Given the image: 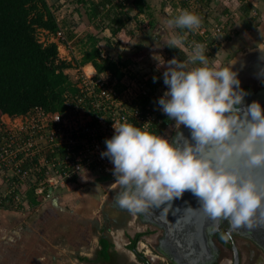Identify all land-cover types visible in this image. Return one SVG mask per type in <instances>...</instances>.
I'll use <instances>...</instances> for the list:
<instances>
[{"label":"clouds","instance_id":"obj_1","mask_svg":"<svg viewBox=\"0 0 264 264\" xmlns=\"http://www.w3.org/2000/svg\"><path fill=\"white\" fill-rule=\"evenodd\" d=\"M167 24L195 32L202 20L180 10ZM162 42L184 49L181 35ZM206 50L193 42L187 62L167 61V90L157 101L176 127L189 130L190 138L177 144L120 123L104 141L101 157L113 164L114 184L121 189L115 201L122 209L140 213L159 208L187 191L211 220L251 229L264 224V108L257 101L244 106L246 93L237 73L230 66H209Z\"/></svg>","mask_w":264,"mask_h":264},{"label":"built area","instance_id":"obj_2","mask_svg":"<svg viewBox=\"0 0 264 264\" xmlns=\"http://www.w3.org/2000/svg\"><path fill=\"white\" fill-rule=\"evenodd\" d=\"M161 2L169 18L178 15L180 10H188L202 20L195 32L178 28L175 33L184 36V49H178L184 62L195 42L207 46L205 54L210 65L223 39L233 34L230 24L235 11L248 7L246 22L259 16L250 0ZM117 4L119 9L115 12L127 15L133 10L130 0H118ZM109 8L105 6L106 10ZM54 39H62L61 33L57 32ZM110 39L113 44L119 42L117 36ZM136 68L121 70L119 79L108 72L79 71L72 81L75 92L59 113L34 108L23 116L1 115L0 203L5 200L13 210L28 212L49 200L57 188L77 184L84 173L114 183L113 164L107 157H101V152L106 150L104 141L114 135L113 125L132 123L150 131L160 116H166L157 103L167 90L162 76ZM153 77H156L155 82ZM28 190L36 201L33 206L27 201Z\"/></svg>","mask_w":264,"mask_h":264},{"label":"crops","instance_id":"obj_3","mask_svg":"<svg viewBox=\"0 0 264 264\" xmlns=\"http://www.w3.org/2000/svg\"><path fill=\"white\" fill-rule=\"evenodd\" d=\"M97 1H109V4L116 5L118 0H45L62 30L64 39L61 44L67 48L70 42L71 51L75 52L74 55L77 51L80 53L79 58L75 57L76 62L80 60L82 52L85 51L83 47L80 48V44L88 48L92 42H95L100 56L118 62L120 70L133 67V64L126 65L129 63L125 60L129 61L137 52L145 53L148 47L152 49H149L146 55L157 52L156 49L162 47L157 44L167 37L166 32L172 28L167 24L170 18L162 15L163 4L160 0H143V3L154 14V18L150 24L148 22L145 25V16L137 13L135 9L131 10L127 14L129 19L117 33V37H120L124 45V48L120 50L116 48L117 45L113 46L108 40L112 34L107 23L99 26V31L96 30L97 26L91 25L88 20L89 6ZM250 2L259 14L257 25L264 27V17H262L264 0H250ZM259 2L263 5L260 10ZM246 20L247 14L235 11L230 29L233 31L237 24L246 22ZM96 31L100 33L97 34ZM156 32L160 33V36H157ZM227 37L229 38L228 35ZM236 37L238 35L234 38ZM130 44L132 47H128ZM56 46L58 49L57 43ZM103 46L113 52L114 58L105 54ZM71 51L69 53H72ZM73 53L71 57L69 54V58H63L62 55L60 57L58 53L57 55L59 59L68 62L69 59L74 58ZM83 66L85 70L89 68L90 71L86 70L88 74L96 73L89 63ZM111 185L112 183L104 177L84 173L79 177L77 184H66L57 188L49 200L39 203L28 212H13L0 208V264H88L93 254L98 252V240L103 235V238L110 242L111 250L125 254L128 260L133 262L134 256L127 250L126 243L123 244L126 248H121L119 244L116 245L115 242L109 240L106 231L101 233V230L93 231L90 227V223L96 221L95 218L89 216L90 211L95 207L92 204L93 202L96 204V201L89 190L98 186L109 187ZM82 258L87 261H81Z\"/></svg>","mask_w":264,"mask_h":264},{"label":"trees","instance_id":"obj_4","mask_svg":"<svg viewBox=\"0 0 264 264\" xmlns=\"http://www.w3.org/2000/svg\"><path fill=\"white\" fill-rule=\"evenodd\" d=\"M109 3H91L88 20L97 27L107 23L112 34L110 37L115 38L129 18L121 11L115 12V9H119L118 4ZM130 4L133 10L145 16V25L148 22L150 24L153 20L152 12L143 0H130ZM108 5L110 8L106 10L105 6ZM248 11V7L240 10L244 15ZM57 32L64 39L45 0H0V116H23L34 108L50 113H59L65 109L67 98L75 92L72 81L65 73L71 64L58 58L56 43L39 42L37 36L38 33H44L47 38H56ZM63 39L57 41L61 43ZM94 43L74 63L81 66L89 63L96 73L108 72L119 79L122 74L118 62L101 57ZM111 44L116 46L119 42ZM166 47L167 52L179 54L183 61V55L178 49ZM170 124L171 120L167 116H160L159 122L149 132L161 135ZM26 196L30 205L36 204L30 190L26 192ZM0 208L18 212L5 200L0 203ZM103 237L99 238L98 244L99 254L104 259L111 244ZM81 261L87 260L82 258Z\"/></svg>","mask_w":264,"mask_h":264},{"label":"rangeland","instance_id":"obj_5","mask_svg":"<svg viewBox=\"0 0 264 264\" xmlns=\"http://www.w3.org/2000/svg\"><path fill=\"white\" fill-rule=\"evenodd\" d=\"M160 2H161V0H160ZM262 6L263 5L259 2V4H258L259 10H260V8H262ZM164 10L165 9L163 7L162 15L164 14L163 16L165 18H169V15ZM152 17L154 18V14H152ZM262 17H264V15H262ZM258 20H259V16H257L256 20H250V22H243V23L237 24L236 28H233V34L228 35L229 38L227 37L226 40L223 39V41L220 44L219 50H218V55L210 63L209 66H220V67L230 66L232 68L234 66L236 60L238 58L242 57L243 54H245L248 50H252L255 48L262 49V46L264 45V27H262V26L260 27V24H259V26L257 25ZM105 26H107V25H105ZM96 30H99V27L98 28L96 27ZM177 30H178L177 28L175 29L172 27L167 32L166 31H164V32H166V36L168 38H170L173 35H175ZM96 33L99 34L100 32L96 31ZM155 34L157 36H160V33L156 32ZM237 35H238V37L234 38ZM37 36H38L39 42L57 43V45H58L57 53L59 56L62 55L63 58H66V57L69 58V54H70V57H71V54L73 53V51H71L72 44L70 42L67 44L68 47L65 48L56 39L51 38V37L47 38L44 33H40V34L38 33ZM118 38H119L118 41L120 43L117 44L116 48L121 50V48L122 49L124 48V45L121 43L122 40L120 39V37H118ZM232 39H233V41H232ZM82 45L83 44H80V48L83 47V49L86 50L87 48L85 47V45H83V46ZM157 45L162 46L161 48L156 49L157 52H152V53L146 55V53L150 49V47H148V50H146L145 53L144 52L142 53L141 51L137 52L136 55L132 59H130L129 61H127L128 59L125 60L126 63H129L126 65L133 64L137 68H140L142 71L147 72V74L158 72V73H160V75L163 78V72L165 71V68L167 67V61L171 60L173 57L177 58L179 61H181L182 59H181V56L179 54H176V53L175 54L174 53L169 54L167 51H165L167 47H166V45L163 44V42H161L160 44L158 43ZM129 46L132 47V44L128 45V47ZM244 46H246V47H244ZM103 48H104V51H106L105 54H107L108 57L111 55V58H114L113 52L111 50L109 51L108 49L105 48V46H103ZM80 50H82V49H80ZM70 51L72 53H69ZM74 53L72 56H74V58L75 57L79 58L80 53H78V51H77V54L74 55ZM74 58L72 60L69 59L68 62H70L71 67L65 71V73L68 75V77L70 78L71 81H73L76 78V76L80 73L79 71H82V70L83 71H86V70L90 71L88 67L85 70V69H83L84 66H81V65L74 63V60H76V58L75 59ZM192 66L193 67L198 66V64L192 65ZM130 67H132V66H130ZM3 119L5 120V118H3ZM181 129H186V128H184L183 125H181V127L178 128L174 125V122L171 121V124L169 125V127H167L165 129V131L160 136H164V137L168 138L171 142L173 135L176 132L180 131ZM96 188L89 190L91 195L94 197L93 199H95L94 201H96V204L94 202L92 204L95 207L92 211H90L89 216H91L92 218H95L96 219L95 222L97 224H100V222H101V218H100L101 209L107 210L111 207L113 198L120 191V188L118 186H116L114 183H112V185L109 187L108 186H104V187L98 186ZM132 218H133V216H132ZM132 220H131L130 224L126 227L125 234H123L120 230H117V232L116 231L109 232V240L112 242H115L116 245L119 244V246H121V248H123L124 247L123 244L127 243V241L129 240L130 237H133L135 233H140V231L144 230L143 225L139 224L136 221H132ZM152 237L153 236H143L142 238H140L138 240V241H140L139 244L137 245L138 250H139L138 252L139 253L144 252V251L146 252L147 264H166V261L161 256L157 255L149 246V243H150L149 240H153ZM119 240H121V241H119ZM124 248H126V247H124ZM255 252L259 257L262 256V254L258 250ZM239 258H240V264H245V262H246L245 254H240ZM229 262H230L229 254L227 256L225 255V256L221 257L220 264H227ZM133 263L134 264H141V262H139L138 260H135V259H134Z\"/></svg>","mask_w":264,"mask_h":264},{"label":"flooded vegetation","instance_id":"obj_6","mask_svg":"<svg viewBox=\"0 0 264 264\" xmlns=\"http://www.w3.org/2000/svg\"><path fill=\"white\" fill-rule=\"evenodd\" d=\"M246 54L251 55L244 57ZM242 57L243 58L240 57L236 60L232 70L237 73V78L240 81V88L246 93L244 102L245 100L252 98L261 99L260 97H257L259 93H262V101L259 99H257V101L264 102V45L262 46V49L255 48L248 50L245 54H243ZM100 218V224L92 222L90 223V227L93 229V231L101 230V233L106 231L108 236L110 231L117 230H121L123 234H125L126 227L130 224L132 219V221H136L141 224L137 218H132L131 214L127 213L126 211L115 210L113 207H110L107 210L101 209ZM143 236H153V240H149V246L157 255L161 256L166 261V264H186V262L183 261L182 258L175 252L172 246H165L163 242V233L160 230L149 228L147 226H144V230L140 231V233H135L133 237H130L126 243V246H128L127 250H129L132 254L133 251H135L138 256L133 254V258L141 262V264H147L146 252L144 251L139 253L137 247L140 242L138 240ZM210 244L212 252L210 260L204 262L203 260L200 262L198 261L196 264H220L221 257L225 255L227 256L228 254L230 256V262L227 264H233L234 253L237 258L236 264H240V254H245V264H264V256L262 252L257 249L248 239L241 238L234 234L226 236L220 230L211 235ZM257 250L262 254L261 257L256 254L255 251ZM99 252L100 247L98 252H95L92 259L87 263L134 264L132 261L128 260L125 254L117 253L111 250V248H109V250L107 249V255L104 259L99 254ZM196 252H194V254Z\"/></svg>","mask_w":264,"mask_h":264},{"label":"water","instance_id":"obj_7","mask_svg":"<svg viewBox=\"0 0 264 264\" xmlns=\"http://www.w3.org/2000/svg\"><path fill=\"white\" fill-rule=\"evenodd\" d=\"M249 55L251 54H246L244 57ZM257 97L262 99V93H259ZM257 99L259 98L245 100L244 106L252 101H257ZM261 99L259 100L262 101ZM260 101L257 102L264 108V102ZM184 137L190 138L188 129H181L176 132L171 142L180 144ZM115 196L111 207L115 210L126 211L137 218L143 226L160 230L163 233L165 246H172L186 264H196L202 260L203 262L209 261L212 255L210 237L220 230L226 236L234 234L248 239L264 256V224H258L251 229L246 227L233 228L227 220H211L203 213L197 198L190 192L186 191L182 197L173 199L169 204L161 205L159 208L149 207L140 213H131L120 208L115 201ZM106 234L108 235V233ZM194 252L196 253L194 254ZM133 254L137 255L135 251ZM236 263L237 258L234 253L233 264Z\"/></svg>","mask_w":264,"mask_h":264},{"label":"bare ground","instance_id":"obj_8","mask_svg":"<svg viewBox=\"0 0 264 264\" xmlns=\"http://www.w3.org/2000/svg\"><path fill=\"white\" fill-rule=\"evenodd\" d=\"M248 72V71H247ZM131 256V255H130Z\"/></svg>","mask_w":264,"mask_h":264}]
</instances>
